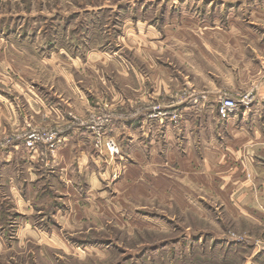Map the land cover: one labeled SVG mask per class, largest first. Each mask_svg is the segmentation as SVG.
<instances>
[{"label":"rangeland","instance_id":"rangeland-1","mask_svg":"<svg viewBox=\"0 0 264 264\" xmlns=\"http://www.w3.org/2000/svg\"><path fill=\"white\" fill-rule=\"evenodd\" d=\"M133 68L144 79L138 95ZM164 69L171 84L159 89ZM1 75L63 103L64 109L48 101L67 113V121L54 113L31 117L14 81ZM70 84L89 106L71 97ZM0 86L5 98L21 99L26 115L11 118L0 98V145L14 141L0 152L17 142L31 151L23 138L36 131L61 136L49 151L55 156L66 128L78 127L85 129L86 150L88 141L107 149L110 140L118 153L107 151L116 157L119 145L103 131L126 106L214 111L222 99L234 98L238 111L251 110L264 87V0H0ZM247 93L254 96L249 108L240 103ZM256 151L245 157L255 170L238 173L252 182L249 191L260 201L264 149ZM174 161L171 171L161 167L159 179L145 163L144 181L129 166L106 187L89 190L82 179L73 193L61 189L59 172L47 168L38 187L21 189L26 206L14 202L0 174V264H264L263 202L248 218L247 205L234 203L233 190L227 195L221 188L219 173H207L209 186L201 188L206 174ZM27 168V160L18 168L23 179ZM236 190L248 195L247 188ZM227 197L234 200L223 202Z\"/></svg>","mask_w":264,"mask_h":264},{"label":"crops","instance_id":"crops-1","mask_svg":"<svg viewBox=\"0 0 264 264\" xmlns=\"http://www.w3.org/2000/svg\"><path fill=\"white\" fill-rule=\"evenodd\" d=\"M3 68L2 66L1 69ZM130 70L125 68L122 71L129 75ZM164 70L166 74L162 75V78L165 81L159 80V89L161 87L168 89L171 84L169 70ZM132 73L135 76L136 94L138 95V92L141 93L144 87V79L141 75L138 76L137 70L134 68ZM2 77L12 80L7 76ZM166 78L169 79L166 80ZM12 81H14L12 87L15 91L22 94L18 97L32 111L31 117L44 114L47 117L49 116L47 114L54 113L58 121L62 123L67 121V113L51 107L45 91L42 92L40 87L25 82ZM68 88L74 95L71 96L72 98L79 99L84 105H90L85 94H81V90L75 84L68 85ZM6 92L7 90L0 86V98L2 101H7L9 116L16 120L18 118L25 119L26 115L19 110L21 99L18 97L7 99L1 94H6ZM150 99L155 100L154 97L146 98L147 101ZM2 101L0 100V102ZM127 101L131 102L129 98L124 99L125 106L128 105ZM144 101L145 97L141 98V102ZM49 102L56 103L55 99ZM55 105L57 108L64 109L63 103L59 101ZM172 106L169 104L145 109L141 104L139 108L135 105V108L138 109L134 111L128 110V106H126L124 115H113L110 125L104 128L103 136L107 140L117 141L121 153L116 157H111L105 147L96 149L92 141L87 142L90 149L86 150L87 148L83 146L86 139L81 136L85 129L68 127L65 132L66 140L57 149L55 156H52L47 149L27 151L24 143L20 142L0 152V174L3 180L8 182L14 202L23 203L26 206L29 201L25 200L21 189L27 191L38 187L40 181L45 177L43 170H47V168H53L55 170L53 173L59 172L61 189L66 190L67 193H73L79 189L78 181H82V179L86 180L89 190L94 189L95 191L97 188L106 187L112 177L120 178L122 174L124 176L129 166H134L140 172L138 178L144 181L145 163L150 166L153 176L159 179L161 167L163 166V169L167 167L171 171L170 164L175 159L180 163L190 164L191 166L187 167L189 171L193 167V171L206 174L205 178L200 176L199 186L201 188L209 186L207 173H219V177L223 181L221 188L226 191L225 194L233 190V198H236L233 201L227 197L223 202L231 203L233 201L247 205L244 211L247 212L248 218H251L252 215L255 216L256 205L262 202L264 204V198L260 201L257 200L256 196L249 191L252 182L242 176L240 178L238 172H241V168L253 170L252 160L247 159L246 161L245 157L255 156L256 150L264 149V87L257 90L255 102L250 111L239 110L226 121L219 119L217 110H197L189 107L180 111V121L177 125L171 122L170 118L157 115L159 112L175 111V109L169 110V107ZM202 110L204 111L202 112ZM86 135L88 140H92L95 133L89 132ZM165 147L167 151H165ZM165 152H167L166 156ZM26 160L28 168L25 171L26 177L23 179L18 174V168ZM113 160H118L119 164ZM14 166L17 172L13 169ZM174 166L177 168L176 165ZM256 182L254 181V183ZM157 184L154 183L152 186L159 187ZM235 188H247L248 195L238 194L239 196H237ZM67 193L65 195H68ZM27 194L25 193V196ZM254 220L255 225L256 221Z\"/></svg>","mask_w":264,"mask_h":264},{"label":"built area","instance_id":"built-area-1","mask_svg":"<svg viewBox=\"0 0 264 264\" xmlns=\"http://www.w3.org/2000/svg\"><path fill=\"white\" fill-rule=\"evenodd\" d=\"M253 93H247L243 95L240 99V103L243 107L249 108L253 102ZM238 103L234 98H224L221 100L217 107V114L221 121H226L231 117V115L235 114L238 111ZM157 115L162 117L170 118L171 122L178 124L180 121V114L178 111H167V112H159ZM25 146L28 150L32 152L41 149H47L49 151H53L57 148V146L62 142V138L58 133H38L36 131L27 133L24 136ZM14 141H7L5 144L0 145V149L3 150L9 146H11ZM107 149L112 154L115 155L118 153V149L116 151L115 144L113 141L107 142Z\"/></svg>","mask_w":264,"mask_h":264}]
</instances>
